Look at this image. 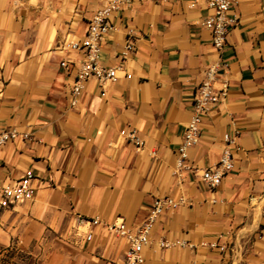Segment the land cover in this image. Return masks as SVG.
Returning <instances> with one entry per match:
<instances>
[{"label":"crops","instance_id":"obj_1","mask_svg":"<svg viewBox=\"0 0 264 264\" xmlns=\"http://www.w3.org/2000/svg\"><path fill=\"white\" fill-rule=\"evenodd\" d=\"M107 1L0 0V131L30 135L0 150V185L30 169L37 176L34 199L0 213V248L47 238L53 256L42 264H123L128 243L102 227L77 230V214L137 227L154 198L171 196L186 202L159 218L143 264H264V0H233L220 53L202 25L207 0L135 3L113 18L116 31L102 45L104 63L117 66L133 31L135 51L123 62L131 77L105 95L89 81L71 107L60 63L80 55L66 45L85 36ZM221 60L228 96L188 150L193 171L176 172L195 89ZM129 129L143 148L121 136ZM225 135L234 170L210 190L200 177L219 162ZM160 239L196 248L161 249ZM214 242L227 251L201 246Z\"/></svg>","mask_w":264,"mask_h":264},{"label":"built area","instance_id":"obj_2","mask_svg":"<svg viewBox=\"0 0 264 264\" xmlns=\"http://www.w3.org/2000/svg\"><path fill=\"white\" fill-rule=\"evenodd\" d=\"M170 1L172 0H108L104 6L95 12L89 22L85 36L66 45L68 49L80 55L79 62L65 60L60 63V66L71 79L68 89L71 107L78 105L89 81H95L101 95H105L111 84L122 77H131L125 70L123 62L135 51L133 31L128 33L126 43L120 53L119 58L122 62L113 67L104 63L102 45L116 31L113 18L117 14L132 8L135 3L152 2L159 4ZM206 3L211 14L203 20L202 25L211 32L212 45L220 53L226 45L229 29L234 24V19L230 14L233 0H207ZM191 6H195V3ZM227 70L228 65L223 60L212 63L205 68L203 80L195 89L191 119L186 126L183 142L178 149L176 172L182 170L193 171V168L186 164L188 150L198 143L202 135V125L205 118L228 96V83L224 80ZM218 84H221V86L218 87ZM121 136L137 148H143L145 145L136 129L124 130L121 132ZM17 139L29 140L30 135L20 133L14 128L1 130L0 150ZM224 141L226 146L219 162L215 166L203 170L200 177L201 181L210 190L219 188L225 176L234 170L233 154L229 148L234 141L231 140L229 135L224 136ZM36 179L37 176L30 169L17 181L0 185V212L11 210L19 204L32 201L36 191L34 186ZM185 202L182 197L164 196L154 198L147 218L137 227H131L123 220L110 223L98 217L86 218L77 214L75 228L80 231V228L85 226H89L91 229L102 227L108 234L128 243V250L123 264H143L145 262V249L154 243L152 236L159 218L166 212L174 211ZM91 239H93L92 233L89 232L86 235V240L90 241ZM157 245L161 249L171 247L196 248L195 245L182 240L170 242L166 239H160L157 241ZM201 246L218 249L221 252L228 249L227 245H219L215 242L202 243Z\"/></svg>","mask_w":264,"mask_h":264},{"label":"rangeland","instance_id":"obj_3","mask_svg":"<svg viewBox=\"0 0 264 264\" xmlns=\"http://www.w3.org/2000/svg\"><path fill=\"white\" fill-rule=\"evenodd\" d=\"M1 213V212H0ZM47 238L35 239L25 248L21 238H16L7 248H0L1 264H42L52 259L53 243L47 247ZM52 242V237L48 238Z\"/></svg>","mask_w":264,"mask_h":264}]
</instances>
